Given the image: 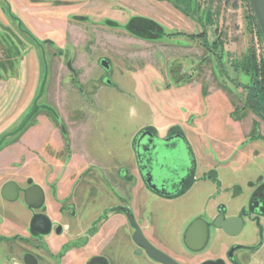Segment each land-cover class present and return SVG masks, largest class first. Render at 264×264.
<instances>
[{"label": "rangeland", "instance_id": "rangeland-1", "mask_svg": "<svg viewBox=\"0 0 264 264\" xmlns=\"http://www.w3.org/2000/svg\"><path fill=\"white\" fill-rule=\"evenodd\" d=\"M117 5L120 8H112ZM201 6L199 0H0V138L18 127L43 89L31 122L0 148V183L17 179L24 182L27 173H41L31 163V157L41 153L42 148L44 154L60 155L65 162L69 155L74 164L90 162L97 176L113 174L121 167L134 170L131 142L137 132L150 127L163 136L168 134V128L177 126L197 160L198 181L173 204L161 203L142 191L140 210L156 228L157 242L183 255L174 240L170 218L180 214L187 221L194 213L213 207H224L231 214L246 209L253 191L264 181V140L256 138L261 123L253 111L245 108V94L240 96L228 84L213 57L201 64L207 54L199 41L193 39V49H188L190 41L185 38L158 35L144 41L104 23L109 18L121 26L133 17H143L147 26L159 25L165 33L196 31L202 23L210 42L220 40L227 54L223 68L232 78L235 75L231 63L248 58L253 59L255 70H263L264 41L247 1L222 0L221 18L207 8L208 20L199 15ZM180 11L191 14L187 18ZM215 27L218 31L213 34ZM17 30L26 32L28 35L22 33L29 42V36L35 38L38 46L34 43L28 47ZM46 40L52 45L45 44ZM58 52L63 56L59 57ZM100 59L114 67L110 79L116 88L97 82L102 72L98 67ZM68 60L78 72L77 85L86 86L82 93L72 86L75 81L66 67ZM184 73L193 81L179 89L175 86L184 79ZM254 74L257 79L262 76L261 72ZM238 80L248 83L243 75ZM48 108L59 113V118L51 119L44 113ZM242 108L245 109L241 111ZM74 110L82 112L69 117ZM43 115L48 116L49 123L41 121ZM72 119L76 124L70 129L69 149L55 128L60 124L68 127ZM182 146L189 163L188 146ZM210 171L220 187L202 179ZM95 184H99L98 179L91 181L92 192L98 193ZM79 187L76 189L81 195H88L90 185L84 191ZM85 198L84 204L89 206L92 200ZM258 224L264 227V218L244 221L235 239L215 236L211 252L231 241L260 242ZM3 263L0 255V264Z\"/></svg>", "mask_w": 264, "mask_h": 264}, {"label": "flooded vegetation", "instance_id": "flooded-vegetation-1", "mask_svg": "<svg viewBox=\"0 0 264 264\" xmlns=\"http://www.w3.org/2000/svg\"><path fill=\"white\" fill-rule=\"evenodd\" d=\"M199 1L203 5L199 9V15L203 18L205 16V19L208 20L210 14V10H207L209 8L208 1ZM221 3L222 0H212L211 4V9L218 18H221L220 14H222V11L219 10ZM112 8L118 9L120 7L117 5L112 6ZM180 12L187 18L191 14L190 11ZM144 19L143 17H133L125 24L118 26V23H113L109 21V18H105L104 23L108 25V28L124 29L128 34L144 41L151 40L158 35L185 38L190 41L188 49H193V39L199 41L198 45L207 54L205 59H201V64L213 57L222 68L228 84L232 85L240 96V93L245 94V108L253 111L261 123L260 133L256 138L264 140V134H262L264 130V82L262 77L258 79L255 77L253 59L248 58L242 63H231L230 69L235 75L232 78L223 68V58L227 54L223 52L220 40L215 38L210 42L208 30L202 23L196 31L182 32L176 30L165 33L159 25L147 26ZM217 31L215 27L213 34H216ZM17 32L28 47L33 46L34 43L38 46L39 43L36 42L35 38L29 36L32 40L29 42L23 36V33L27 34L26 32L22 31V33L18 30ZM44 43L52 45L49 40ZM58 56L62 57L63 52H58ZM190 59L193 60V57ZM103 62L106 66L103 65ZM66 67L71 73L72 80L75 81V84L72 83L75 91L82 93V87L86 86L77 85L78 72L71 67L69 60ZM98 67L102 72L96 79L97 82L116 88V84L110 79L111 70L114 68L110 62L106 59H100ZM15 72L19 73L18 71ZM241 74L245 79H248L247 85L238 80L242 77ZM183 76L184 79L177 81L175 87L178 86L177 88L181 89L192 83L191 75L184 73ZM96 80H87V83L96 82ZM87 89L89 90L88 87ZM90 93L93 94L91 89ZM240 96L239 99H241ZM245 108L240 110L243 111ZM81 112V110H74L68 115L70 117L81 114ZM44 113L49 114L51 119L59 118L58 115H60L52 108H48ZM41 119V121L49 123L48 116L43 115ZM75 121L74 119L69 121V128L66 124L59 126L56 122L55 125L53 124L54 127L58 126L55 129L58 130L62 141L67 144L69 149L70 129L75 127ZM168 129V134L165 133V135L160 136L154 133L150 127L141 128L131 142L135 169L129 170L121 167L117 168L113 174L106 172L104 175L97 176L90 169L92 166L90 162L79 161L74 164L73 159L70 160V155L65 162L60 155L44 154V148L39 154L32 151L36 157L31 155V163L36 169L40 168L41 173L37 175L32 172L27 173L29 175L24 182L17 179L0 183V255L4 257L3 264H160L151 260L145 251L133 242L134 229L129 224L127 213L132 215L145 240L155 249L172 256L171 258L164 253L172 260L177 258L180 263L174 261L178 264H186L187 262L203 264L218 260L222 261V264L250 263L252 257L263 248L264 227L258 224L260 242L247 243L238 240L222 243L219 251L212 253L211 249L216 240L215 236L225 235L229 239H235L237 236L227 235L222 230L217 229L214 223L221 215L224 219L240 217L242 227L246 220L258 222L259 219L264 218V181H261L253 191L248 207L238 210L234 214L228 213L224 207H213L209 211L194 213L196 215L187 221H185L187 217L180 214L176 218H170L172 231L175 235L174 240L178 243L183 255H177L162 243L157 242L156 228L143 218L140 210L142 195L144 196L142 191L146 190L151 193L161 203L173 204L185 197L198 181L196 178L197 160H195L189 145L186 143L181 128L174 126ZM167 140L166 151L173 154V162L177 165V169L172 168L168 171L165 170L166 165H159L158 163L161 159L160 154H158V146L161 145L159 141ZM182 143L186 145V148L188 146L189 163L184 154ZM162 149L160 148V150ZM144 150L145 153H143ZM145 161L148 162L146 165H144ZM161 166L164 168L159 170L158 168ZM211 173L210 171L202 179H209L220 187L217 177ZM1 174L0 172V181L3 179ZM146 175L151 180L150 184L154 189L146 184ZM32 179L37 181H32ZM97 179L99 184L95 185L100 192L93 193L91 181ZM8 183H13L15 186L10 188L11 191L7 189L6 197H4L2 194L3 187ZM79 185L83 191L90 185L88 195H81L78 192L76 187ZM235 192L238 193L239 191L236 190ZM26 196L29 202H26ZM86 196L92 200L89 206L84 204V200H87ZM93 206L96 207L93 208ZM196 220H201L207 225L208 236L201 250L192 251L186 247L184 236L190 225ZM138 221L141 222L139 225ZM179 241L181 245H179ZM196 260L198 262H194Z\"/></svg>", "mask_w": 264, "mask_h": 264}, {"label": "water", "instance_id": "water-1", "mask_svg": "<svg viewBox=\"0 0 264 264\" xmlns=\"http://www.w3.org/2000/svg\"><path fill=\"white\" fill-rule=\"evenodd\" d=\"M246 1L249 4L253 12V15L256 19V22L258 24L259 30L261 32V35L264 41V0H246ZM103 65L106 66L105 62H103ZM45 77H46V73L44 74V78ZM42 91L43 89L40 91V94L35 99L32 109L27 114V116L22 120V122L18 125V127L13 131L4 134L0 138V148L7 142L6 141L7 139L17 136L31 122V119L35 116V114L37 113L39 109L36 102L43 95ZM147 143L149 142L147 141ZM159 143L161 144L160 146H158V154H160V157H161L160 161H158L159 165H166L165 166L166 171L172 168L177 169V165L173 162L174 160L173 154H171L170 151H166V147L168 146V140L162 141V142L159 141ZM160 148L161 149L163 148V149L160 150ZM143 153H145V150ZM137 157L139 159L138 155ZM144 163H145L144 165H146L148 162L145 161ZM162 167L164 168V166H161L158 169L161 170ZM146 177H147L146 184L148 186L150 185V187L154 189L153 186H151L150 184L151 180L149 179L147 175ZM14 186L15 185L13 183L6 184L3 187V191H2L3 196L6 197L5 194H6L7 189L10 190V188ZM11 200L13 201L12 198ZM26 202H29L27 200V196H26ZM126 216H127L130 226L134 229V233L132 235L133 242L138 247L142 248L145 251L146 255L151 260L157 263H160V264H178L174 260H172L170 257L165 255L164 253H162L161 251L151 246L143 237L132 215L130 213H127ZM214 226L217 229L222 230L224 233H226L229 236H235V235H238L242 229V219L240 217H230V218L224 219V217L221 215L216 219ZM207 230H208L207 225L203 221L201 220L194 221L190 225V227L188 228L184 236V243L186 247H188L192 251L201 250L204 247L206 240H207V236H208ZM203 264H222V261L220 260L216 262L208 261Z\"/></svg>", "mask_w": 264, "mask_h": 264}, {"label": "crops", "instance_id": "crops-1", "mask_svg": "<svg viewBox=\"0 0 264 264\" xmlns=\"http://www.w3.org/2000/svg\"><path fill=\"white\" fill-rule=\"evenodd\" d=\"M207 1L209 5L212 3V0ZM262 134H264V130L262 131ZM246 264H264V245L263 248L252 257L251 262Z\"/></svg>", "mask_w": 264, "mask_h": 264}, {"label": "trees", "instance_id": "trees-1", "mask_svg": "<svg viewBox=\"0 0 264 264\" xmlns=\"http://www.w3.org/2000/svg\"><path fill=\"white\" fill-rule=\"evenodd\" d=\"M254 68H255V67H254ZM257 72H258V73L261 72V74H262L261 77H262V80H263V82H264V69L261 70V71H260V70H257V69H256V70L254 69V73H257Z\"/></svg>", "mask_w": 264, "mask_h": 264}]
</instances>
